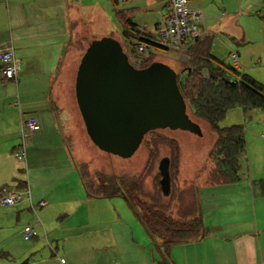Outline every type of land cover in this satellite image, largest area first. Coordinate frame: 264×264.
Masks as SVG:
<instances>
[{
  "label": "crops",
  "instance_id": "obj_1",
  "mask_svg": "<svg viewBox=\"0 0 264 264\" xmlns=\"http://www.w3.org/2000/svg\"><path fill=\"white\" fill-rule=\"evenodd\" d=\"M143 1L152 10L164 7V19L169 0ZM188 4L203 11L201 28L205 29L203 36L211 38L213 55L230 63V52H236V69L264 84V52L231 45L249 42V28L241 27L232 1L188 0ZM95 10L94 0H0V47L12 41L21 64L17 81L7 84L8 89L16 87L20 101L16 102L19 115L12 121L5 120L2 113V104L9 106L6 101L12 95H7L8 89L3 94L0 88V133H16L13 148L17 150L22 120L34 116L40 124L27 148L25 163L33 168V183L29 173L27 181L21 182L29 186L34 204L43 201L46 205L37 209L42 219L31 225L39 236L31 239L26 249L28 255L37 254L40 260L27 259L26 264H63L59 259L72 264H264V194L255 183L264 176L253 172L252 156L258 149L264 152V134L253 129L245 134L249 170L240 182L211 185L206 178L196 184L207 230L200 239L165 249L159 238L148 234L132 210L124 207L119 200L123 197L90 199L85 190L82 194L84 186L77 167L80 162L68 148L72 133L81 131V114L73 94L74 66L78 65L74 58L82 55L84 47L79 41L80 23L95 15ZM160 18L148 23L157 26ZM75 36L78 38L74 41ZM20 85L26 88L25 95ZM10 129L12 132L7 133ZM94 203L96 210L91 208ZM6 209L16 220L30 211L26 200ZM69 217H73L72 225L65 224Z\"/></svg>",
  "mask_w": 264,
  "mask_h": 264
},
{
  "label": "trees",
  "instance_id": "obj_2",
  "mask_svg": "<svg viewBox=\"0 0 264 264\" xmlns=\"http://www.w3.org/2000/svg\"><path fill=\"white\" fill-rule=\"evenodd\" d=\"M115 4L118 5L117 0ZM133 11V8L118 9L116 15L126 30L124 43L128 45L132 58L123 50L128 54L129 62L142 69L153 63L156 51L168 48L138 28L131 20ZM138 44H144L152 52L140 56L136 51ZM211 44L210 37L202 36L187 47L186 65L177 75V83L185 103L191 107L194 119L208 122L216 133V139L208 152L211 165L207 182L211 185H227L242 180L240 168L246 150L245 125L223 126L221 122L228 110L234 107H240L244 116L248 117L252 110L264 111V84L247 73L239 72L228 61L217 59L211 52ZM85 51L83 47L82 55ZM158 130L149 131L142 140H146L148 156L138 173H106L104 170L91 169L88 162H80L77 167L88 198L123 197L148 234L158 237L163 248L167 249L175 244L200 239L207 234V230L202 223L198 185L179 182L180 145L177 140ZM161 147L168 150V154L163 157H160ZM159 160H167V184L158 169L154 172V165ZM146 182L150 184L149 187ZM255 183L264 194V179ZM20 185L25 188L26 182ZM40 202L34 204L30 200V209L35 212L44 207ZM38 236L39 232L29 240Z\"/></svg>",
  "mask_w": 264,
  "mask_h": 264
},
{
  "label": "rangeland",
  "instance_id": "obj_3",
  "mask_svg": "<svg viewBox=\"0 0 264 264\" xmlns=\"http://www.w3.org/2000/svg\"><path fill=\"white\" fill-rule=\"evenodd\" d=\"M231 1L235 6L234 10L237 11V14H239L237 15V18L241 23V27L249 28V42L247 44L232 43L231 45L233 47H237V49L245 46L249 52H264V0H241L240 5V0ZM94 2L96 3L95 15H93L90 19L87 18L85 22L82 21L78 30L80 37L79 41L85 49H87L91 41L108 37L122 43L123 48L128 52L130 58H132L128 45L124 43V32L126 30L117 18L116 11L118 9H126L134 6L138 8H133L134 11L133 14H131V20L137 24L144 34H150L153 40L161 42L156 24L148 22H153L154 17L158 18L159 15L161 17L159 21L162 22V18L166 12L164 7L152 10V8H148L143 0H117L118 5L115 4V0H94ZM226 13L228 12L226 11ZM77 38L78 36H75L74 41L77 40ZM249 52L247 54H249ZM181 55L182 53L174 49L164 51L158 50L155 52L153 62L166 65L172 69L176 75H179L186 65V58ZM220 56L221 55L219 54V57ZM74 59L75 64H78L77 66H74V70H77V67H79L82 62L83 55L80 54L79 58L75 57ZM87 71L88 69H86L83 74ZM75 72L73 76H76ZM164 80H166V76L164 72L162 73L160 67L153 68L150 72H147L146 77L142 78V82H144L143 94H145L147 90L149 91V100L147 101V105L148 109L152 113L158 111L161 107L166 108V104L168 103L166 99H162L159 91L160 83H164ZM72 83H74V78ZM7 84L5 85L0 83V88L3 91V94H6L5 90L8 89ZM23 85H20V92L25 95L26 88L23 87ZM71 85L73 86V84ZM15 89L16 87L14 85L13 88L8 89L9 93H7V95L12 96L6 102L10 107L2 104L3 117H5V120L8 121H12L19 115V108L16 104V102L19 101V95ZM73 94L76 99L74 86ZM69 96L71 97V92H69ZM168 106L170 105L168 104ZM186 114L189 119L198 125L200 129L199 133L171 127L159 129L158 131L165 136L174 138L180 145L181 165L179 182L183 183L184 179H189L191 180L190 182L199 184L207 178L209 164L211 165L208 160V152L216 139V133L211 130L208 122L199 119L197 120L196 118L194 119L191 115V107L188 104H186ZM238 123H243L245 125V134L252 129L253 131H257L259 134H264V111L258 109L252 110L250 112V117H248L244 116L240 107H234L228 110L225 119L221 122V125L227 126ZM80 124L81 131H79V134H76V132L72 133L71 144L68 145V148L71 149V154H73L79 162H88L91 169L104 170L106 173H138L143 169L148 156L147 144L145 142L146 140L141 142L138 147L134 148L135 145L132 146V143H130L128 147L124 148V152H132L129 156L121 153L108 152L107 150L102 149L100 144L96 145L90 138L82 116ZM143 127L144 123L142 122L139 126V130H142ZM11 130L12 129L8 130L7 133L12 132ZM68 133L69 130H67V134ZM15 134L10 135L0 133V188H14L17 186L22 189L24 186H21L20 183L21 181H27L28 173L31 175L29 176L30 182L33 183V175L31 173L33 168L29 162L27 165L22 164L14 156L15 148H13V142H16L18 139V137L14 136ZM147 138L148 136H146L145 139ZM113 147L115 148V143H113ZM261 152V149L256 150V152H252L253 163L255 165V167H253V172L255 174L257 173L256 175L264 176V152ZM160 154V157L167 155V148L161 147ZM43 161H46V159L44 158ZM247 161L248 158L246 150L241 158V177L245 176V173H248L249 168ZM258 161H261L262 164L256 166L255 162L257 163ZM207 165L208 167L206 168ZM260 165H263V167ZM259 168L261 169L259 170ZM157 169L163 174V179L167 184V164H165L163 160H159L154 165V172L157 171ZM259 171H261V174H258ZM146 185L147 187L150 186L149 183ZM83 190L84 187H82V194L84 193ZM164 191H166V186L164 187ZM119 200H122L125 208H128V210L130 209L129 205H126L123 198ZM23 201H25V199L21 202ZM26 201L29 203V200ZM81 208L85 209V207ZM91 208L96 210L98 209V206L94 203V205H91ZM5 210L7 211L6 206L0 205V264H26L27 259L39 261L40 258L37 254H34L35 256L31 257L26 253L30 240L25 241L23 239L21 235V228L24 226V223H34L41 217V212L37 210L34 212L30 209V211L27 212V216H23L20 220H16L14 215L7 214ZM72 220L73 217H69L65 221V224L72 225ZM45 252L47 251L45 250Z\"/></svg>",
  "mask_w": 264,
  "mask_h": 264
},
{
  "label": "water",
  "instance_id": "obj_4",
  "mask_svg": "<svg viewBox=\"0 0 264 264\" xmlns=\"http://www.w3.org/2000/svg\"><path fill=\"white\" fill-rule=\"evenodd\" d=\"M155 67L165 73L166 80L160 83L159 91L168 103L166 108L152 113L147 105L149 91L143 94L142 78ZM75 95L90 138L108 152L129 156L132 152H124V148L130 143L138 147L149 131L157 129L171 127L200 132L186 114L174 71L156 62L142 69L134 67L121 43L112 38L93 40L88 45L76 72ZM142 122L144 127L139 130Z\"/></svg>",
  "mask_w": 264,
  "mask_h": 264
},
{
  "label": "built area",
  "instance_id": "obj_5",
  "mask_svg": "<svg viewBox=\"0 0 264 264\" xmlns=\"http://www.w3.org/2000/svg\"><path fill=\"white\" fill-rule=\"evenodd\" d=\"M204 24V14L202 10L191 8L188 0H169V9L162 20L157 24L158 34L161 43L168 49H174L182 53L186 58L185 52L196 39L203 36L205 29L201 28ZM136 51L140 56H145L152 52L144 44H138ZM184 53V54H183ZM229 61L235 67H239V58L236 52H230ZM21 64L17 60L14 52L12 41L5 42L0 47V83L7 84L10 81H17ZM40 130V124L34 116H28L22 120L21 141L15 150L16 159L22 164L26 163L27 148L32 141V137ZM23 199L31 200L29 186L25 188L1 187L0 188V205L6 207L15 206ZM45 206V202H40ZM38 233L37 228L33 225H26L21 229L24 240H29ZM63 264H72L61 259Z\"/></svg>",
  "mask_w": 264,
  "mask_h": 264
}]
</instances>
